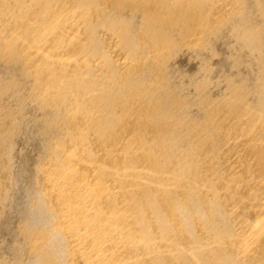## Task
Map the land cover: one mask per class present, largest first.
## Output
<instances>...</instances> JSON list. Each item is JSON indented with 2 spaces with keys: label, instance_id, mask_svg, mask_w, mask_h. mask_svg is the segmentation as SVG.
I'll use <instances>...</instances> for the list:
<instances>
[{
  "label": "bare ground",
  "instance_id": "bare-ground-1",
  "mask_svg": "<svg viewBox=\"0 0 264 264\" xmlns=\"http://www.w3.org/2000/svg\"><path fill=\"white\" fill-rule=\"evenodd\" d=\"M0 264H264V0H0Z\"/></svg>",
  "mask_w": 264,
  "mask_h": 264
},
{
  "label": "rangeland",
  "instance_id": "rangeland-1",
  "mask_svg": "<svg viewBox=\"0 0 264 264\" xmlns=\"http://www.w3.org/2000/svg\"><path fill=\"white\" fill-rule=\"evenodd\" d=\"M190 58H189V55L187 54V53H185V55L183 54V55H181V56H179L177 59H176V63L178 64V65H180L183 69H185L186 68V70H188V71H191V70H193L196 66H195V63L194 62H192L191 60H189ZM215 61H219V58H216L215 59ZM21 146V145H20ZM19 146V147H20ZM22 148V147H21Z\"/></svg>",
  "mask_w": 264,
  "mask_h": 264
}]
</instances>
